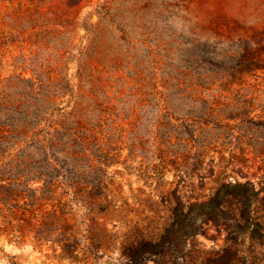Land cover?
<instances>
[{"label":"rangeland","instance_id":"1","mask_svg":"<svg viewBox=\"0 0 264 264\" xmlns=\"http://www.w3.org/2000/svg\"><path fill=\"white\" fill-rule=\"evenodd\" d=\"M0 216V264H264V0H0Z\"/></svg>","mask_w":264,"mask_h":264},{"label":"trees","instance_id":"2","mask_svg":"<svg viewBox=\"0 0 264 264\" xmlns=\"http://www.w3.org/2000/svg\"><path fill=\"white\" fill-rule=\"evenodd\" d=\"M61 183L64 185L65 189H68L69 191H71L72 196H73V200L78 201L81 198H83L82 195L80 194L81 193L80 192V188H79L80 187V184L78 182H75V181H66V180L64 181L63 180V182H61ZM1 188H3V190H6L7 192L8 191L11 192V190L9 189V187L1 186ZM204 207H205L204 204L192 205V206L189 207V210H200V212L195 215V220L196 221H200V223L205 222V214L201 210ZM64 208H65V204L62 203L61 200H58V202L56 204L52 205V211H48L46 213V215H45V221L46 220H48V221H46L44 223V225L47 226L50 230H54L53 229L54 226L52 225V222L54 220L59 219V218H62L63 219L65 217L66 214H65V212H63L64 211ZM90 208H91V206L88 205V208L87 209L89 210ZM25 211H27V210H25ZM57 211H59V215H57ZM175 211H177V210L175 209ZM188 212H189L188 214H190V211H188ZM33 217H34V213H32V219H33ZM0 218H1V216H0ZM24 221H25L26 224H30L31 223V219L24 220ZM194 232H195V228H194V230H192L191 232H189L188 234H186V236H191L192 233H194ZM60 237L62 238V240H60V242L62 243V246L63 247L68 246V243H65L66 236L65 235L64 236H61L60 235Z\"/></svg>","mask_w":264,"mask_h":264}]
</instances>
